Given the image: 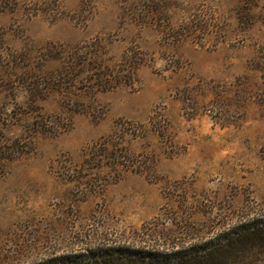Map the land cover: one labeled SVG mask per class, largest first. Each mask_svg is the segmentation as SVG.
I'll list each match as a JSON object with an SVG mask.
<instances>
[{
	"label": "rangeland",
	"instance_id": "rangeland-1",
	"mask_svg": "<svg viewBox=\"0 0 264 264\" xmlns=\"http://www.w3.org/2000/svg\"><path fill=\"white\" fill-rule=\"evenodd\" d=\"M263 225L264 0H0V264H264Z\"/></svg>",
	"mask_w": 264,
	"mask_h": 264
},
{
	"label": "trees",
	"instance_id": "trees-1",
	"mask_svg": "<svg viewBox=\"0 0 264 264\" xmlns=\"http://www.w3.org/2000/svg\"><path fill=\"white\" fill-rule=\"evenodd\" d=\"M262 235V236H261ZM257 238V237H262L264 238V225L263 226H260V227H257V228H253V229H250L249 231L247 230V232H245L244 234L236 237V242H245L246 240L250 239V238ZM234 240V239H232ZM229 242V240H228ZM227 242V244H223L224 247L229 245L231 246L229 243ZM236 242H232L234 243V245L236 244ZM221 245L219 246H215V247H212L211 249H209L208 251H206L204 254H201V255H197L195 256L196 259L199 264L204 261V260H208V262H211L213 263V261L216 259L215 257H218V255H216L217 252L220 251L221 249ZM198 257V258H197ZM124 259L126 261H130V257H127L126 255H116V254H104L94 260H79V259H76V260H70V261H62L58 264H118V262L120 261H124ZM191 260L193 261V259H188V260H181L175 264H192L191 263Z\"/></svg>",
	"mask_w": 264,
	"mask_h": 264
}]
</instances>
